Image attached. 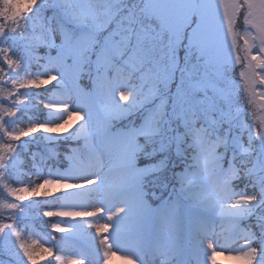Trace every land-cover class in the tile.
<instances>
[{
  "label": "snow or ice",
  "instance_id": "snow-or-ice-1",
  "mask_svg": "<svg viewBox=\"0 0 264 264\" xmlns=\"http://www.w3.org/2000/svg\"><path fill=\"white\" fill-rule=\"evenodd\" d=\"M256 107L264 0H0V264H264Z\"/></svg>",
  "mask_w": 264,
  "mask_h": 264
},
{
  "label": "rangeland",
  "instance_id": "rangeland-1",
  "mask_svg": "<svg viewBox=\"0 0 264 264\" xmlns=\"http://www.w3.org/2000/svg\"><path fill=\"white\" fill-rule=\"evenodd\" d=\"M238 71L236 72L237 74H238ZM244 103L245 104L247 103L246 97L244 98ZM250 111H251V109H250ZM255 112H256V117L257 118L260 117V116H264V110H261L259 107L255 108ZM250 120H251V117H250ZM46 135H55V134H46ZM45 178H47V177L39 176V175L35 174V176L31 180V183H28L27 186L29 188H31L36 183H42L43 179H45ZM61 191H62V189H61ZM88 210H91V209H88ZM62 226L63 227H69V225H67V224L62 225ZM30 233H31V239L32 240L36 239L39 242L44 243V246L45 245L51 246L50 244H48L46 242L48 238L45 237L42 233H40L36 228H34V226L32 224L30 225ZM33 233H35V235ZM57 234L60 236L59 233H57ZM230 241H231V237H229V236L221 237V246H217L216 250H217L218 253H224V254L217 256V264H240L239 260L232 259L228 255V253L225 251L226 248L231 246ZM96 244H99V240L98 239L96 240ZM77 250H86V251H88V256H89L88 263L89 264H98V261H97L96 256H95V250H94V248L91 247L90 239L81 238L80 241H79V244L77 245ZM113 251H116V249H113ZM124 254L125 253L120 252V253L117 254V256L110 257L109 261H108V264H128V262L126 260L121 258ZM64 256H65V264H66L67 259L83 258L81 256H70L67 253H65Z\"/></svg>",
  "mask_w": 264,
  "mask_h": 264
},
{
  "label": "trees",
  "instance_id": "trees-1",
  "mask_svg": "<svg viewBox=\"0 0 264 264\" xmlns=\"http://www.w3.org/2000/svg\"><path fill=\"white\" fill-rule=\"evenodd\" d=\"M9 86H10V82H9ZM22 91V90H21ZM10 103V102H9ZM247 104V103H246ZM7 106V105H5ZM42 107V104L40 105ZM250 119V118H249ZM28 121H25V125L22 126H26ZM32 122H43V119H39V120H34ZM9 128V130H11L13 127H16L15 125H8L7 126ZM2 135V134H0ZM22 139H27V138H22ZM56 147V145H51V147ZM61 151L63 150V144L61 143V145L59 146ZM22 171H19V169L17 170V182H12L10 180H6L4 181V183H8L10 187H20L23 186V183H25L26 181H28L27 175H26V170L27 168H22ZM7 198L8 202H16L14 201V198L12 197H7V192L6 190L3 188L2 183H0V199H5ZM28 199H36L38 201H40L41 204H47V205H52V200L51 199H45L44 197H39V198H32L29 197ZM47 208L45 207H32L31 211L28 213V215L30 217H36V213L37 211L39 212V214L42 216L43 211H45ZM5 216L8 215L7 212L4 213ZM31 220V219H30ZM44 221H46V223L43 224V227H41V222L39 219H36L35 223L42 229H46L47 232L51 229V223L48 222L47 218H44ZM27 222V221H26ZM18 231L22 232V238L26 241H29V235H28V231H22L21 229H18ZM39 251V250H38ZM39 259V258H38ZM51 259L50 257H45V260ZM41 264H44L43 261H41Z\"/></svg>",
  "mask_w": 264,
  "mask_h": 264
},
{
  "label": "bare ground",
  "instance_id": "bare-ground-1",
  "mask_svg": "<svg viewBox=\"0 0 264 264\" xmlns=\"http://www.w3.org/2000/svg\"><path fill=\"white\" fill-rule=\"evenodd\" d=\"M92 235H95V230L94 228L92 229ZM89 264V263H88Z\"/></svg>",
  "mask_w": 264,
  "mask_h": 264
}]
</instances>
